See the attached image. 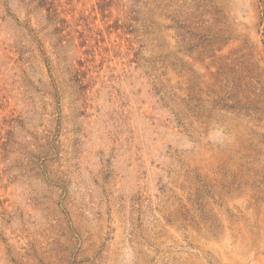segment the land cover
I'll list each match as a JSON object with an SVG mask.
<instances>
[{
	"label": "rangeland",
	"instance_id": "rangeland-1",
	"mask_svg": "<svg viewBox=\"0 0 264 264\" xmlns=\"http://www.w3.org/2000/svg\"><path fill=\"white\" fill-rule=\"evenodd\" d=\"M0 264H264V0H0Z\"/></svg>",
	"mask_w": 264,
	"mask_h": 264
}]
</instances>
